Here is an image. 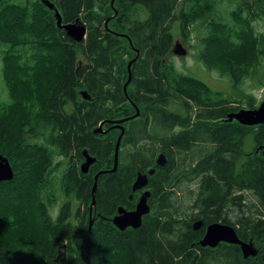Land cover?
<instances>
[{"label": "trees", "instance_id": "16d2710c", "mask_svg": "<svg viewBox=\"0 0 264 264\" xmlns=\"http://www.w3.org/2000/svg\"><path fill=\"white\" fill-rule=\"evenodd\" d=\"M49 1L63 23L86 25L83 41L57 28L53 9L41 0H0L7 92L3 98L0 89V153L14 173L0 184V264H264V122L226 119L258 106L237 88L246 78L264 84V33L253 27L264 17V0ZM194 29L200 30L196 61L229 78L233 95L176 68L174 44L190 48ZM22 82L24 93L15 94ZM14 107L20 121L13 134ZM125 117L110 171L120 133L112 124ZM101 122L107 131L94 132ZM84 150L95 158L86 173L79 169ZM159 153L166 157L162 167L155 163ZM56 155L66 159L60 175L54 171L64 161L54 163ZM185 166L198 187L194 198L187 195L189 209L174 196ZM151 168L149 212L138 228L118 229L112 218L118 207L134 209L139 192L132 183ZM9 188L17 196L10 204L3 200ZM11 209L28 210L41 251L36 244L28 252L14 246L2 224L23 223ZM213 222L232 225L239 239L257 245V254L244 258L226 242L200 246Z\"/></svg>", "mask_w": 264, "mask_h": 264}, {"label": "water", "instance_id": "95a60500", "mask_svg": "<svg viewBox=\"0 0 264 264\" xmlns=\"http://www.w3.org/2000/svg\"><path fill=\"white\" fill-rule=\"evenodd\" d=\"M41 1L47 7H49L50 9H53L57 28L64 30L65 34L76 42H80L83 40V38L85 37V33H86V25L84 23H82L78 19H76L74 22L63 23L61 19V15L59 14L58 10L54 7L53 3L50 2L49 0H41ZM112 3L113 1H111V5ZM129 44H131L130 40H129ZM172 52L175 55L183 56L186 54L187 51L182 46L181 43L175 42ZM132 61L128 63L127 82L130 79V69L129 68H130V64L132 63ZM125 85H124V88H125ZM82 95L84 97H87L84 91L82 92ZM138 112L139 111L136 109V114ZM128 118L130 117H125V118H121V119H117L113 121L114 125L116 124L115 126L119 128L120 133L117 138V143L115 146L114 164L110 171H114L117 166L118 150H119L118 142L124 130L121 123L126 121ZM227 118L228 120L235 119L243 125H254V124L263 123L264 122V98L262 99V101L259 103L257 107L241 108L237 111H232L227 114ZM102 125H103L102 122L99 123L97 128L94 129V132L105 133L107 129H103ZM259 149L263 150L264 152V146H260ZM82 153L84 156V160L80 164L79 169L81 170L82 173H86L88 171L89 166L95 161V158L90 156L86 152V150H84ZM165 163H166V157L163 153H160L156 158V164L159 166H163ZM103 172L104 171H99L94 175V183L91 188V203L89 205V218H91V211L95 204L94 190L96 186V179H97V176ZM153 172H154V169H149L147 173L138 172L135 180L132 183L131 190L134 192V191L145 188L148 183V176L153 174ZM13 175H14L13 169L11 167V164L8 158L0 153V184L2 182L12 180ZM149 197H150V191L146 189L141 193L139 199L136 202V208L134 210L128 211L122 207H119L117 214L112 218V222L115 224V226L119 229H124L127 226H131V228H138L141 225L142 216L147 214L149 211V204H148ZM200 226H201V220L195 221L192 225L194 230H198ZM219 241H225L228 243L239 245L245 256L256 253L255 247L253 246L252 242H242L240 239H238L235 229L233 227L227 224H222L220 222H214V223L209 224L206 228L203 238L199 240V243L202 246H215Z\"/></svg>", "mask_w": 264, "mask_h": 264}, {"label": "rangeland", "instance_id": "374dc122", "mask_svg": "<svg viewBox=\"0 0 264 264\" xmlns=\"http://www.w3.org/2000/svg\"><path fill=\"white\" fill-rule=\"evenodd\" d=\"M112 16H113V14L110 15L109 17H112ZM253 27H254L255 32H263L264 33V17L260 20H257L256 22H254ZM177 31L178 30L175 27L174 35H177ZM199 31L200 30H198V29L192 30V34H191L192 37L190 39V43H191L190 48L187 47L186 44H183L181 41H179V40L176 41V42H180L182 44V46L187 51L186 54L183 56H178V55L173 54L172 60L175 64L176 68L178 70L190 72L191 75H193L194 77L203 81L211 89L222 92V94L224 96L225 95H230V96L233 95L234 90L232 88V85H231L229 78H227L225 76H221L217 70H214V69L208 70L201 63L196 61V59H195L196 38L195 37H196L197 33H199ZM113 33L115 35L121 36V37H123L122 35H125L124 32L115 31ZM127 44H129V42ZM11 81H12L11 82L12 89H14V85L17 82H15V80H13L12 78H11ZM263 82H264V78H263ZM0 89L2 91V97L5 98V95L7 94V92H6V89L4 88V85L2 84V81H1V60H0ZM237 90H239L240 92L242 91V92L250 93L251 95H253L256 98L257 105H259V103L264 98V84L260 86L257 81L249 79V78H246L243 82H241L240 86L237 88ZM23 93H24V84L22 82V85L19 88H17L15 94L22 95ZM19 97H22V96H19ZM18 107H14V112H13V115H12V118H11L10 124H9V131H10L9 133L14 134L15 130L17 129V127L19 125L20 110L18 109ZM115 125H113V126L116 127ZM156 127H159V126L157 125ZM8 138L10 141L12 140L11 137H8ZM1 140L2 139L0 137V141ZM181 155L187 157V154H181ZM179 157H180L179 155H176V156L174 155L175 162L178 163ZM187 159H188V157H187ZM59 160H62V162L63 161L64 162L60 166H58L57 170L54 171L56 175H58V174L60 175V172L62 171V169L65 165L66 159L65 160L61 159L60 155H56L53 157L54 163L58 162ZM184 168H186V166ZM184 171H185V173L183 172L182 175L180 176L179 180L177 181L178 185H176V187H175V189H176L175 193L176 194L174 196L178 197L180 200H182L184 202V205H186L187 208L189 209L191 207L190 206L191 205V203H190L191 199L187 198V195H190L191 197L195 196L198 187L192 179L188 180L186 178V174L188 172V169L186 168ZM184 174H185V176H184ZM5 191H6V188L2 190V194ZM11 191H12V189L9 188L8 191L3 195V200L9 204L11 203V201L13 199H15L17 197V196H15V194H12ZM246 194L249 195V192H246ZM254 203H256V202H254ZM8 211L13 212L19 218V221L21 220V222L23 223L22 225L18 224L19 227H16L15 226L16 223H13V222L12 223L10 222V224L8 223L7 225L2 224V226H3L2 228L7 229L6 230L7 233H10V231H11L10 234H13L14 246L21 251L28 252L36 244L38 251H41V249L38 246L37 241H36V239L39 236V233L32 225L33 224L32 223V217H31L30 213L28 212V210L25 209L22 214H18L12 209L8 210ZM51 211L54 215L55 212L57 211V206L55 208H53ZM234 213H235L234 211H230V213H229V216L232 220L235 219ZM1 220L2 219L0 218V222H3ZM14 229H17V230H14ZM13 231H16V232L12 233ZM254 245L257 246L256 244H254Z\"/></svg>", "mask_w": 264, "mask_h": 264}, {"label": "bare ground", "instance_id": "6f19581e", "mask_svg": "<svg viewBox=\"0 0 264 264\" xmlns=\"http://www.w3.org/2000/svg\"><path fill=\"white\" fill-rule=\"evenodd\" d=\"M86 35H87V27H86L85 37H86ZM85 37L83 38V40L85 39ZM83 40H82V41H83ZM80 42H81V41H80ZM179 43H180V42H179ZM240 109H241V108H240ZM238 110H239V109H238ZM236 111H237V110H236ZM226 119L228 120L227 117H226ZM232 120H235V119H232ZM232 120H229V121H232ZM114 121H115V120H114ZM236 121H237V120H236ZM237 122H238V121H237ZM122 123H123V122H122ZM238 123H239V122H238ZM240 124H241V123H240ZM259 124H260V123H259ZM113 125H114V122H113ZM254 125H256V124H254ZM249 126H252V125H249ZM102 128H103V125H102ZM121 136H122V135H121ZM119 141H120V139H119ZM116 143H117V142H116ZM118 147H119V142H118ZM159 154H160V153H159ZM159 154H158V155H159ZM158 155H157V156H158ZM140 173H142V172H140ZM101 174H102V173H101ZM99 175H100V174H99ZM118 208H119V207H118ZM122 208H123V207H122ZM135 208H136V205H135ZM135 208H134V209H135ZM134 209H132V210H134ZM132 210H128V211H132ZM149 210H150V206H149ZM117 212H118V209H117ZM148 212H149V211H148ZM142 217H143V216H142ZM111 221H112V220H111ZM196 221H197V220H196ZM141 222H142V221H141ZM112 223H113V222H112ZM213 223H214V222H213ZM220 223H221V222H220ZM113 224H114V223H113ZM201 224H202V221H201ZM210 224H211V223H210ZM222 224H225V223H222ZM114 225H115V224H114ZM208 225H209V224H208ZM208 225H207V226H208ZM227 225H229V224H227ZM207 226H206V228H207ZM230 226L233 227L232 225H230ZM127 227H131V226H127ZM127 227H125V228H127ZM125 228H124V229H125ZM206 228H205V231H206ZM233 228H234V227H233ZM118 229H119V228H118ZM124 229H120V230H124ZM234 229H235V228H234ZM235 232H236V230H235ZM204 233H205V232H204ZM203 235H204V234H203ZM236 235H237V232H236ZM237 237H238V235H237ZM202 238H203V236H202ZM202 238H201V239H202ZM238 239H239V237H238ZM240 240H241V239H240ZM241 241H242V242H252V243H253V241H243V240H241ZM220 242H225V241H219L217 244H219ZM226 243H228V242H226ZM199 244H200V243H199ZM217 244H216V245H217ZM229 244H233V243H229ZM216 245H215V246H216ZM236 245H237V244H236ZM200 246H202V245H200ZM215 246H208V247H215ZM238 246H239V245H238ZM253 246L255 247L256 253H255V254H249V255H247V256L244 255L242 249L240 248V249H241V252H242V254H243V256H244V258H247V257H250V256H255V255L257 254V251H258L257 248H258V247H256V246L254 245V243H253ZM202 247H205V246H202ZM239 247H240V246H239Z\"/></svg>", "mask_w": 264, "mask_h": 264}, {"label": "flooded vegetation", "instance_id": "af4514ba", "mask_svg": "<svg viewBox=\"0 0 264 264\" xmlns=\"http://www.w3.org/2000/svg\"><path fill=\"white\" fill-rule=\"evenodd\" d=\"M117 128H118V127H117ZM156 158H157V156H156ZM156 158H155V163H156ZM83 159H84V158H83ZM165 164H166V163H165ZM165 164H164V165H165ZM156 165H157V164H156ZM164 165H163V166H164ZM157 166H159V165H157ZM159 167H160V166H159ZM161 167H162V166H161ZM151 169H154V168H151ZM154 171H155V169H154ZM153 173H154V172H153ZM151 175H152V174H151ZM149 176H150V175H149ZM146 189L148 190V187H147V186H146L145 188H143V189L137 190V191L139 192V193H138V199H139L141 193H142L144 190H146ZM138 199H137V200H138ZM136 202H137V201H136ZM135 205H136V204H135ZM134 208H135V207H134ZM126 210H127V209H126ZM131 210H132V209H131Z\"/></svg>", "mask_w": 264, "mask_h": 264}]
</instances>
